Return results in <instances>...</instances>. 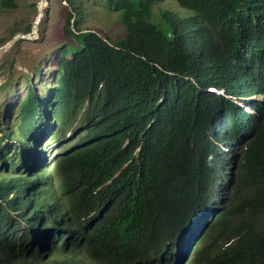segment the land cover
Here are the masks:
<instances>
[{
	"label": "trees",
	"instance_id": "1",
	"mask_svg": "<svg viewBox=\"0 0 264 264\" xmlns=\"http://www.w3.org/2000/svg\"><path fill=\"white\" fill-rule=\"evenodd\" d=\"M63 1L64 36L75 43L63 45L55 61L57 85L47 96L29 89L15 131L4 127L9 116L0 119V264H47L40 245L65 223L67 241L88 238L86 223L77 234L80 219L116 194L118 207L153 210L167 176L183 189L178 215L192 213L204 197L203 149L216 113L200 89L228 79L231 88L254 80L264 90V0H105L125 31L118 44L81 29L82 7ZM162 1L176 4L174 26L163 17L162 27L155 15ZM175 30L182 37L177 54ZM144 129L138 165L130 159ZM52 137L50 160L43 155L25 170L26 152L39 155ZM245 156L249 178L258 181L248 186L264 203V147L251 144ZM113 229L102 225L97 235ZM255 234L240 229L225 255L236 256L234 264H264V225Z\"/></svg>",
	"mask_w": 264,
	"mask_h": 264
},
{
	"label": "clouds",
	"instance_id": "2",
	"mask_svg": "<svg viewBox=\"0 0 264 264\" xmlns=\"http://www.w3.org/2000/svg\"><path fill=\"white\" fill-rule=\"evenodd\" d=\"M44 2L46 3V0ZM155 8V15L162 26V18L166 17L168 20L167 14L163 16V11L158 10L157 6ZM169 22L175 25L171 16ZM168 34L172 35L171 32ZM28 35L30 34H23L27 37ZM175 38L176 43L174 44V37L171 38V43L177 54L182 38L179 30H175ZM200 90L204 94H210L213 99L210 108L216 113L213 114L215 125L210 127V138L206 140L203 149L208 172L203 189L204 197L198 202L195 210L178 215L183 189L175 178L170 181L169 176L164 178L160 186L163 200L157 203L153 210L142 203L135 205L126 202L122 207H118L120 195L116 194L113 196V202L92 210L80 219V231L77 234L83 233L86 225L88 238L82 242L75 238L67 241L66 233L70 229L65 223L61 226V231L56 230L52 234L45 246L40 245V249L45 251L47 264L236 262V256L225 255V247L234 241L240 229H247L256 235L258 226L264 225V203L248 186L249 183L255 184L258 181L249 178L245 156L251 144L264 147V90H258L254 80L236 83L234 88H231L228 79L212 81ZM224 100L228 102L227 107L218 103ZM7 111L5 114L9 116ZM148 133L144 129L138 135V143L132 150L130 161L138 165H141L140 155L145 135ZM154 145L160 148V143L156 140ZM58 147L61 149V146ZM37 150L39 155L35 154L33 157L26 152L22 161L25 170L32 168L43 155L50 160L45 149ZM102 225L116 229L101 238L97 231ZM244 264L251 262L246 260ZM255 264H263V259L257 258Z\"/></svg>",
	"mask_w": 264,
	"mask_h": 264
},
{
	"label": "rangeland",
	"instance_id": "3",
	"mask_svg": "<svg viewBox=\"0 0 264 264\" xmlns=\"http://www.w3.org/2000/svg\"><path fill=\"white\" fill-rule=\"evenodd\" d=\"M4 1L6 0H0V47L16 35H32V40L19 38L0 56V118L7 116L6 111L10 110L4 127L15 131L19 122V106L29 89L34 87L37 93L46 94L50 87L57 85L55 61L62 46L66 47L67 43L74 44L75 41L64 36L63 27L68 6L65 1L46 0L45 5L43 1L44 13L37 26L36 36L31 30L37 18L39 0H11L13 6L2 7L1 3ZM76 1L83 11V20L79 27L95 30L108 41L118 44L125 35L119 13L108 11L105 0ZM158 10L163 11V16L167 14L169 20L171 13L176 10V4L163 1ZM27 25L31 26L30 33L23 31ZM36 68L41 71L39 75ZM8 77H11L10 83H6ZM53 141L54 138H49L44 142L49 143L46 148L48 150L45 149L49 159L57 147Z\"/></svg>",
	"mask_w": 264,
	"mask_h": 264
},
{
	"label": "water",
	"instance_id": "4",
	"mask_svg": "<svg viewBox=\"0 0 264 264\" xmlns=\"http://www.w3.org/2000/svg\"><path fill=\"white\" fill-rule=\"evenodd\" d=\"M43 1H45V0H40V2L38 3V21H39V19L42 17L41 15H42V13H43V10H40V8H39V4L41 3V2H43ZM41 16V17H40ZM36 23H37V21L35 22V24H33V30H34V33L36 32ZM18 38H22V39H29L30 37H27V36H21V35H16L10 42H8V44H5L4 46H1L0 47V53L1 52H3V51H5V49H6V47H8L11 43H13V41H15L16 39H18Z\"/></svg>",
	"mask_w": 264,
	"mask_h": 264
},
{
	"label": "bare ground",
	"instance_id": "5",
	"mask_svg": "<svg viewBox=\"0 0 264 264\" xmlns=\"http://www.w3.org/2000/svg\"><path fill=\"white\" fill-rule=\"evenodd\" d=\"M42 5H43V2H41V3L39 4V8H40V10H43V6H42ZM44 5H45V2H44ZM41 16H42V15H41ZM41 16H40V17H41ZM41 18H42V17H41ZM41 18H40L39 21H38V13H37V18H36L37 23H36V32H35V33H34L33 28H32V33H33V35H35V36L37 35V26H39L38 24H39ZM36 21H35V22H36ZM35 22H34V24H35ZM28 37H30L29 39L32 40V35H28ZM7 44H8V43H7ZM8 48H9V46L6 47V49H8ZM6 49H5V50H6ZM2 53H3V52L0 53V56H1ZM19 84H20V83H19ZM18 121H19V120H18ZM16 124H17V123H16ZM131 189H132V188H131ZM132 190H133V189H132ZM130 197H131V196H130Z\"/></svg>",
	"mask_w": 264,
	"mask_h": 264
}]
</instances>
